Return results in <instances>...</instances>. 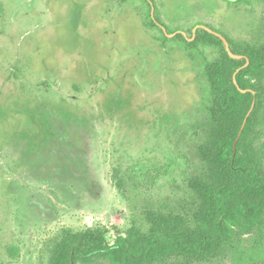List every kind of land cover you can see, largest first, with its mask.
<instances>
[{
  "label": "rangeland",
  "instance_id": "obj_1",
  "mask_svg": "<svg viewBox=\"0 0 264 264\" xmlns=\"http://www.w3.org/2000/svg\"><path fill=\"white\" fill-rule=\"evenodd\" d=\"M149 1L167 37L209 28L233 46L255 45L264 25L263 0ZM148 12L144 0H0V264H49L66 230L106 228L113 243L143 199L186 197L205 140L203 69L222 45L165 38ZM59 120L81 123L83 151L55 139ZM257 132L264 154V126ZM56 146L68 168L57 179ZM252 228L213 264H260L264 218Z\"/></svg>",
  "mask_w": 264,
  "mask_h": 264
},
{
  "label": "trees",
  "instance_id": "obj_2",
  "mask_svg": "<svg viewBox=\"0 0 264 264\" xmlns=\"http://www.w3.org/2000/svg\"><path fill=\"white\" fill-rule=\"evenodd\" d=\"M227 2L237 5L241 0ZM258 32L255 45L229 43L232 54L247 58V66L243 59L230 58L223 46L220 57L204 65L207 86L201 108L205 140L196 146L197 165L185 179L186 197L174 204L157 205L143 199L130 228L124 234L113 229V243L106 239V228L63 231L49 246V264H213L234 250L237 237L261 223L264 154L253 146L252 134L259 136L257 127L264 126V25ZM199 40L221 45L205 29H198L194 40L185 43L192 46ZM69 122L59 120L55 139L83 151L75 146L81 123ZM54 151L53 177L57 179L68 168L62 164L57 146ZM41 159L42 167L46 166L47 158ZM113 180L126 198L116 169ZM12 252L14 256L16 250ZM259 263L264 264V259Z\"/></svg>",
  "mask_w": 264,
  "mask_h": 264
},
{
  "label": "flooded vegetation",
  "instance_id": "obj_3",
  "mask_svg": "<svg viewBox=\"0 0 264 264\" xmlns=\"http://www.w3.org/2000/svg\"><path fill=\"white\" fill-rule=\"evenodd\" d=\"M131 0H118V3H119V5H126V4H128L129 2H130ZM145 1V4L148 6V9H149V12H148V17H149V22H150V26H149V28H152V27H154V26H156L157 27V29H159L160 31H161V34L162 35H167V33H165V31H164V29H162V27L161 26H159L158 24H157V21H156V19H155V15H154V13H152V11H151V3H150V1L149 0H144ZM226 1H231V2H236L237 0H226ZM198 29H204V28H196V29H194L193 30V32L190 34V35H187V34H185V33H181V32H175V33H173L171 36H165V38H170V39H177L178 38V36H181V38H178V39H181V40H183V42H189V43H191L193 40H194V38H195V33H196V31L198 30ZM205 30L206 31H208L209 33H211V34H213L217 39H219L220 41H221V45L224 47V44H223V41H222V39L221 38H224L226 41H227V39L224 37V36H221V35H218L214 30H210L209 28H205ZM149 31V30H148ZM227 43H228V45H229V43L230 42H228L227 41ZM229 48H230V45H229ZM224 49H225V47H224ZM225 51H226V49H225ZM231 51V50H230ZM227 52V51H226ZM228 54V53H227ZM234 55V54H233ZM235 56H237V55H235ZM230 57V56H229ZM240 57V59H236V60H245L246 61V64L244 65V66H247V64H249V61H247V58L245 57V56H239ZM231 58V57H230ZM234 82V81H233ZM235 84V83H234ZM243 91V90H242ZM72 121V120H71ZM56 133H57V130H56ZM23 137L24 139H25V137L23 136V135H19V137ZM37 148V147H36ZM30 159H31V157H29ZM31 160H33L34 162L36 161L35 160V156H33V158L31 159Z\"/></svg>",
  "mask_w": 264,
  "mask_h": 264
},
{
  "label": "water",
  "instance_id": "obj_4",
  "mask_svg": "<svg viewBox=\"0 0 264 264\" xmlns=\"http://www.w3.org/2000/svg\"><path fill=\"white\" fill-rule=\"evenodd\" d=\"M204 29H205V28H204ZM221 39H222V41H223L224 47H225V49H226L228 55H229L232 59H240L239 56H235V55L232 54V52L230 51V48H229V45H228L227 41H226L224 38H221ZM233 81H234V83L236 84V81H235V80H233ZM241 92H242V93H245V91H241Z\"/></svg>",
  "mask_w": 264,
  "mask_h": 264
}]
</instances>
